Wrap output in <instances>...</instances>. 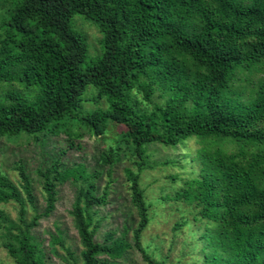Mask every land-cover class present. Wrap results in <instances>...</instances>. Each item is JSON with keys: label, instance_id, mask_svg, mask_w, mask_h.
<instances>
[{"label": "trees", "instance_id": "obj_1", "mask_svg": "<svg viewBox=\"0 0 264 264\" xmlns=\"http://www.w3.org/2000/svg\"><path fill=\"white\" fill-rule=\"evenodd\" d=\"M0 9V83L34 90L0 98V138L81 136L73 125L101 135L115 122L126 126L123 139L136 156L134 169L123 168L138 218L131 241L114 231L95 239L94 214L108 202V187L98 193L99 172L83 163L62 166L55 157L36 169L45 204L30 219L36 195L28 174L16 164V185L0 171V202L19 205L16 219L0 210L15 264H45L32 230L54 211L65 181L76 186L71 216L82 246L80 263L66 248L67 264H118L131 248L147 264H163L141 242L150 217L139 175L147 144L174 146L190 136L200 139L199 172L172 198L197 204L195 218L211 222L203 237L224 254L219 264H264V0H0ZM75 13L102 34V53L90 61L86 37L69 24ZM253 70L262 77L243 101L236 84ZM88 87L106 108L83 112ZM156 91L167 96L163 103L152 101ZM118 159L112 147L99 153L105 164Z\"/></svg>", "mask_w": 264, "mask_h": 264}, {"label": "rangeland", "instance_id": "obj_2", "mask_svg": "<svg viewBox=\"0 0 264 264\" xmlns=\"http://www.w3.org/2000/svg\"><path fill=\"white\" fill-rule=\"evenodd\" d=\"M3 15L4 12L0 9V19ZM69 24L86 37L88 61L101 55L102 34L96 26L78 13L73 14ZM262 73V70H253L241 74L236 88L241 93L243 101L252 97ZM7 91H21L25 96L34 93V90H28L19 83H0V98ZM95 94V90L88 87L83 96L85 98L82 102L83 112L107 107L104 98L98 102L91 100ZM166 97L156 91L152 101L163 103ZM71 130L82 135L68 137L64 132L41 133L36 140L32 135L25 133L12 138L1 137L0 171L18 185L19 178L14 166L16 164L23 166L36 195L35 207L27 203V219H30L35 211H41L45 204V193L36 169L44 168L55 157L60 159L62 166L83 163L88 171L99 172L95 179L98 193L108 187V202L97 207L94 214L95 239L101 241L107 231H114L115 236L125 233L126 238L131 241L132 229L138 218L131 202L130 189L124 178L123 168L129 166L134 169L133 162L136 156L131 143L123 139L126 126L109 122L101 135L91 134L83 127L75 125L71 126ZM199 141L197 136H190L174 146L160 142L146 145V166L140 172L139 184L144 191L150 220L142 233L141 242L148 252L163 264H219L224 256L203 237L209 230L211 222L195 218L198 205L172 198L177 190L184 187L185 179L197 176L199 172V163L194 156L195 149L200 146ZM213 144L221 145L226 151L235 149V143L228 141L221 143L217 140ZM108 147L114 149V156L119 159L105 164L99 160V153ZM57 189L54 211L49 216L42 217L32 233L45 250V264L70 263L66 248L80 263L82 246L71 216L76 186L70 181H65L58 184ZM18 207L13 200L0 202V210L12 219L17 218ZM3 233L0 224V264H15L4 245L6 238ZM57 238H60L62 243L56 241ZM117 261L118 264H147L140 252L134 248L129 249Z\"/></svg>", "mask_w": 264, "mask_h": 264}]
</instances>
